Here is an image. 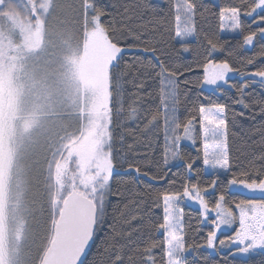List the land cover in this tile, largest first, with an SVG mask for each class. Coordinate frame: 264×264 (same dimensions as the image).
Masks as SVG:
<instances>
[{
  "label": "snow or ice",
  "instance_id": "6c2138e0",
  "mask_svg": "<svg viewBox=\"0 0 264 264\" xmlns=\"http://www.w3.org/2000/svg\"><path fill=\"white\" fill-rule=\"evenodd\" d=\"M165 2L167 8L151 0H86L91 36L103 55L90 125L70 143L66 159L55 164L45 185L42 264H88L86 250L105 229L102 264H196L203 250L264 253V151L248 153L230 140L235 136L230 126L237 115L244 116L233 105L258 106L264 116V97L250 100L248 91L257 84L264 89V0ZM225 31L239 33L235 48L221 41L219 33ZM257 44L254 56L239 57V49ZM194 45L204 49L202 55L181 63L180 55ZM220 52L228 58L217 60ZM197 69L203 75L193 79ZM154 82L158 88L149 90ZM181 85L186 92L192 85L235 96L231 103L205 104L203 91L191 101L185 92L182 100ZM151 100L158 102L153 106ZM182 103L187 105L184 119ZM125 117L136 130L118 134ZM257 131L264 144V127ZM185 140L193 145L199 140L195 156L182 150ZM197 161L203 167H194ZM173 162H182V171L170 177ZM159 181L166 187H155ZM121 185L129 186L131 196L109 221L112 198L124 195ZM231 190L241 196L231 198ZM185 202L197 206L194 214L185 213ZM130 205L137 210L131 215L125 211ZM156 209L162 215H155ZM225 229L234 234L220 239Z\"/></svg>",
  "mask_w": 264,
  "mask_h": 264
},
{
  "label": "rangeland",
  "instance_id": "374dc122",
  "mask_svg": "<svg viewBox=\"0 0 264 264\" xmlns=\"http://www.w3.org/2000/svg\"><path fill=\"white\" fill-rule=\"evenodd\" d=\"M39 1L34 25L22 21L23 17L18 19L11 15H5L0 21V130L13 133L9 145L0 140V179L2 175L9 180L12 175H19L24 196L28 191V169L44 161L54 148L56 152L48 164L54 174L55 164L66 159L70 143L78 141L87 131L103 55L90 30L84 34L79 49V35L73 27L74 19L66 0ZM0 5H3L1 0ZM222 34L236 36L239 33L225 31ZM4 144L13 155L8 163L3 161ZM5 170L8 174L3 173ZM15 192H19V187ZM4 194L9 200L10 187ZM185 204L197 207L191 202ZM1 207L0 255L10 242L12 231L18 240L13 251L17 260L30 233L25 207L14 210V220H10L8 211ZM223 233L234 234L231 229ZM224 251L229 249L221 250ZM236 255L247 257L250 254Z\"/></svg>",
  "mask_w": 264,
  "mask_h": 264
},
{
  "label": "trees",
  "instance_id": "16d2710c",
  "mask_svg": "<svg viewBox=\"0 0 264 264\" xmlns=\"http://www.w3.org/2000/svg\"><path fill=\"white\" fill-rule=\"evenodd\" d=\"M3 2V5H0V21L3 19L5 15H11V16H17L23 17L22 21L26 23L35 24L36 17L39 8V0H1ZM102 3L108 4L109 0H101ZM153 4H161L162 7L167 8V3H162V0H151ZM201 2L204 5H213V4H229L232 2V0H217V3L213 0H201ZM66 3L69 5V11L72 15L71 18L73 20V27L76 30V33L79 35L78 44L79 49L83 45L84 41V34L87 30H90L89 25L87 23V18L85 16V4L86 0H66ZM109 11H111V8H109ZM213 13L217 11L216 8H213L211 10ZM20 18V19H21ZM26 18V19H25ZM244 22L246 24H251V20L246 17H242ZM26 20V21H25ZM30 21V22H29ZM213 29H215L216 26V20L213 19ZM252 28L255 29L256 25H252ZM219 37L221 41H227L228 43L225 45L226 48L232 49L237 46V41L240 39V35L236 36H228L223 35L222 32L219 33ZM203 43V41H201ZM261 43H264V41H261ZM178 47V45H177ZM259 50V45H254L253 47H245L243 49L238 50V55L241 59L244 57H251L256 54V52ZM204 49L196 48L195 45L193 47V51L190 53H182L179 57V60L181 63L188 62L191 63L193 60H195L198 56L202 55ZM215 58L217 60L228 58L226 56V53L220 52L217 53ZM230 62L238 63L233 58H229ZM254 66L250 67L248 70H253ZM203 71L202 69H197L196 73L193 75V79L197 76H202ZM183 77H181V80ZM233 82L238 83L239 78L233 77ZM158 85L154 82L150 85L149 90L157 89ZM190 91L186 92L185 86L181 85V98L183 100L185 92L187 95V100L191 101L195 98H197L198 93L203 91L204 96H207V100H203L201 98L202 102L207 104L209 102H216V103H231L230 97H234L235 93L230 91L228 95H223L220 93H210L206 89H199L195 86L189 85ZM130 90V89H129ZM248 91L251 93L250 100L252 99H258L261 97H264V89H261V87L257 85L251 86ZM158 101L157 100H151L149 103H151L153 106L156 105ZM235 108L236 113H240L241 111L244 112V116L241 117L239 115L236 116L235 120V126L231 127V132L235 133L234 137L230 136V140L233 141L234 147H241L243 151L245 152H256L259 153L261 151H264V144L261 143V136L260 133L257 131L258 129L264 127V116L259 114V107H255L251 110H245L241 108L239 105H233ZM186 107L187 105L182 103L180 109H179V116L181 119H184L187 115L186 113ZM121 127L117 129V133L124 132L125 129L130 130L132 132H135L136 130V123L134 121H129L125 117L124 119H121L120 121ZM13 136L12 131L11 132H3V130H0V140L5 143V141L8 142V145L10 144L9 141H12L11 138ZM130 140V137H128ZM162 141V137H161ZM246 142V143H244ZM201 147L199 140L195 145H193L191 142L186 143L185 141L181 143L182 150L187 153L188 155L195 156L197 153V150ZM4 152L5 155L3 156V161L5 163L10 162L11 157H13L12 152L9 153L7 150V147L4 144ZM54 148H52L51 151H49V154L44 158V161H41L40 163H37L36 165H32V169H28V179H27V194L24 196V190H23V184L21 182L22 179L15 175L10 177L9 179H4L1 176L0 179V203L3 202V198L5 199V192L9 191L10 187V194H9V200L8 198L5 199V204L1 207L4 209V211H8L10 215V220H14L16 218L14 210L16 209H23V206L25 207L26 211V217L28 226L30 229L29 233V239L25 243V249H23L22 253L18 254V259L15 260L16 256L13 255L14 247L17 244L18 240L16 236L12 235V231L10 234V242L6 245L5 251H1L0 255V264H40L41 260L43 258L44 253L46 252V231H45V225L43 223V214L41 212V207L44 204V201L46 199L45 192L46 188L45 185L49 182V177L53 175L52 170L49 169V163L52 159V156L55 154ZM51 155V157H50ZM13 159V158H12ZM8 166V165H7ZM172 168V172H170L168 175L171 177L173 173L182 171V162H173L172 165H170ZM194 167H203L202 163L200 161H197V164L194 165ZM4 174H8V172L5 170L3 172ZM209 176L211 174H208ZM128 174H123L122 179H127ZM155 187H166L165 181H159L157 184L154 185ZM19 187V192H15V188ZM129 186L121 185L120 189L124 193L122 197L116 198L113 197L110 203L109 207V221L112 220V217L117 214V211L123 207L125 203L128 202L131 193L128 191ZM142 190V189H141ZM14 196V197H11ZM241 196V192L238 191H230V197L231 198H238ZM7 200V201H6ZM15 201L18 202L17 205L13 204ZM185 209L186 214H194V207L188 206L186 204L183 205ZM127 214L131 215L133 212H136L137 210L132 207L131 205L127 210H125ZM155 215L160 216L162 215L161 209L155 210ZM139 221H132L133 225H138ZM127 227V226H125ZM106 229L99 233L97 237L95 238L94 242L91 245L90 251L87 254V261L88 264H102L103 261L107 259V257L103 256L101 253V244L104 240ZM135 233L133 234V237H135ZM203 234H200L197 236V239H201ZM226 235H231L230 233H223L219 235L220 239H223L226 237ZM162 238V234L160 237ZM159 252V250H157ZM204 255L201 259V261H197L196 264H264V253L257 252L254 254H250L247 257H240L237 255L231 254L229 251L224 252H212L211 250H203ZM27 256V257H26ZM11 257V258H10Z\"/></svg>",
  "mask_w": 264,
  "mask_h": 264
},
{
  "label": "water",
  "instance_id": "95a60500",
  "mask_svg": "<svg viewBox=\"0 0 264 264\" xmlns=\"http://www.w3.org/2000/svg\"><path fill=\"white\" fill-rule=\"evenodd\" d=\"M91 245H92V244H91ZM90 248H91V246L89 247V249L86 250V255L89 253ZM45 255H46V252L44 253L43 257H44ZM40 264H42V260H41V263H40Z\"/></svg>",
  "mask_w": 264,
  "mask_h": 264
}]
</instances>
